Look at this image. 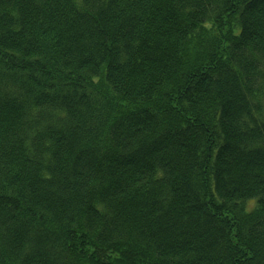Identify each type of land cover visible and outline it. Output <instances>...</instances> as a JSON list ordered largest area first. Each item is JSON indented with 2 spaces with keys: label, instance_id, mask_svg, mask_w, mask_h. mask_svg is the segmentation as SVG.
<instances>
[{
  "label": "trees",
  "instance_id": "obj_1",
  "mask_svg": "<svg viewBox=\"0 0 264 264\" xmlns=\"http://www.w3.org/2000/svg\"><path fill=\"white\" fill-rule=\"evenodd\" d=\"M0 264H264V0H0Z\"/></svg>",
  "mask_w": 264,
  "mask_h": 264
}]
</instances>
